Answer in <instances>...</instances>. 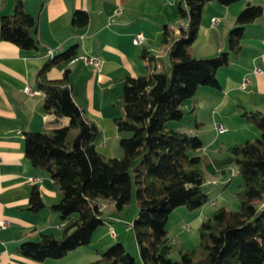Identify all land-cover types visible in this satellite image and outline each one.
Returning <instances> with one entry per match:
<instances>
[{
    "label": "trees",
    "instance_id": "trees-1",
    "mask_svg": "<svg viewBox=\"0 0 264 264\" xmlns=\"http://www.w3.org/2000/svg\"><path fill=\"white\" fill-rule=\"evenodd\" d=\"M242 0H181L177 12L187 21L179 32L164 28L161 45L167 58L144 51L147 72L127 78L116 101L120 116L114 119L121 138L120 158H105L96 150L101 138L98 127L74 103L68 73L48 80L47 72L73 57L72 48L49 58L36 74V88L43 94V109L54 121L68 119V125L51 131L24 134V156L36 169L50 174L61 191L60 201L50 210L64 223L59 238L41 234L37 241L24 242L17 252L33 262L59 260L88 245L94 231L104 225L99 200L112 203L117 212L137 203L130 231L139 249L142 264H263L264 263V112L242 111L259 137L227 149L237 167L243 187L236 192V211L216 209L198 227L199 243L170 259L172 242L166 224L170 213L185 207L194 211L209 198L204 192L205 174L218 175L205 155L198 136L170 128L180 121L183 106L200 88H221L218 70L227 67L241 52L246 25L262 15V7L248 3L236 16L227 35V51L212 58H195L190 53L203 8L210 2L229 6ZM88 23L85 12L75 11L71 27ZM34 18L15 0L11 15L0 16V40L21 50L37 49ZM197 125V124H195ZM44 208L40 191L32 185L27 210ZM136 256L115 242L90 264H136Z\"/></svg>",
    "mask_w": 264,
    "mask_h": 264
},
{
    "label": "crops",
    "instance_id": "crops-1",
    "mask_svg": "<svg viewBox=\"0 0 264 264\" xmlns=\"http://www.w3.org/2000/svg\"><path fill=\"white\" fill-rule=\"evenodd\" d=\"M20 1L24 12L35 20L37 49L21 50L0 40V222H6L4 228L0 227V264H90L112 244L100 240L107 232L96 229L88 245L59 260L38 263L17 252L20 244L37 241L41 234L59 238L62 231L59 226L63 223L50 210L61 199L59 187L47 171L33 168L24 156L25 133L48 132L68 125V119L55 122L53 116L44 111L43 94L36 88V74L49 59V50L57 56L72 48V59L52 67L46 78L57 80L64 72L68 73L72 100L100 130L101 138L96 150L107 159L120 158L122 153L117 148L114 150L112 144L124 138L123 132L117 131L114 119L121 114L116 101L123 92L126 79L146 74L144 51L156 58H167V49L161 45L164 28L174 31L176 27L186 26L187 21L180 19L177 12L181 0ZM248 3L261 6L262 15L246 25L237 58L218 70L216 76L221 88H200L183 106V111H189L192 121L184 123L180 120L172 127L198 136L202 148L197 154L205 155L215 170H224L218 175L208 174L204 192L211 197L226 188L237 173L223 148L238 145L237 137H242L237 129L249 128L241 112H264V0H242L229 6L216 2L206 4L196 39L190 47V53L195 58H212L227 51V35L234 26L236 16ZM14 5L15 0H0V16L11 15ZM75 11L85 12L88 23L72 29L71 18ZM213 19L218 22L212 24ZM137 34H142L144 40L135 45L133 39ZM174 34L177 33L174 31ZM81 56H95L102 63L97 68L85 65L77 59ZM256 70L260 72L255 73ZM244 82L246 85L242 88ZM25 88L35 94H27ZM216 124H221L225 131L218 133ZM208 132L211 136L207 138L205 133ZM223 135L225 137L221 138ZM228 141L230 143H226ZM30 179L37 180L35 185L44 204V208L36 214L27 210L30 189L34 185ZM98 203L100 208L106 204L102 210L105 221L100 229L109 230L111 240L124 246L127 235L121 228L115 232L112 222H125L128 226L125 230L129 232L133 221L120 219L117 215L120 212L112 203L102 200ZM210 204L222 203L211 201ZM214 208H210L207 202L191 212L179 210L178 217L173 214L175 209L166 224L172 245L177 244L175 238L169 237V232H174L173 224L180 226V232L190 234L189 226L182 222L187 218L199 227L202 221L211 217ZM96 233L97 237L100 235L96 239L99 247L92 244ZM131 237L135 242L133 235ZM196 243H199V235ZM136 250L139 256L137 244Z\"/></svg>",
    "mask_w": 264,
    "mask_h": 264
},
{
    "label": "rangeland",
    "instance_id": "rangeland-1",
    "mask_svg": "<svg viewBox=\"0 0 264 264\" xmlns=\"http://www.w3.org/2000/svg\"><path fill=\"white\" fill-rule=\"evenodd\" d=\"M181 120H183L184 123H188V121H190V120L192 121V119L190 118L189 111L184 112V116H183V118ZM176 123H177L176 121H170L166 125L168 127L172 128V127H174V124H176ZM248 126H249V128H247L245 130H239V129H237L238 135H241V137H242V138H238L237 137V140L239 139L238 140L239 142H237L238 144L239 143L242 144L244 141H246V138L245 137H247L248 140L257 139L259 137V134L255 130V128L253 127V125L249 124ZM123 134H124V138H127V137L130 136V133H128V132H123ZM210 136H211L210 132H208L207 134L205 133V137L208 138ZM220 137L221 138L222 137L224 138L225 135L220 136ZM248 137H250V138H248ZM229 139H230V137H229ZM226 143H230V141H228ZM112 147L114 148V150L117 148L122 153V151H121V149L119 147V141L113 142ZM227 149L228 148H223V151H224V153L228 157H230V159H231V163H230L231 164V167H233L234 170L236 169V172L237 173H236L235 177H233V180L229 183V185H227L226 188H223L222 191L220 190L218 192L217 196H214V197L208 196V198H209V200H208V206L210 208H214L215 207L213 210H216L221 205V206H223L224 208H226L228 210L236 211L238 209V201L235 198V194H236V192H238V191H240L242 189L243 183H242V179H241L240 175L238 174V170H237L236 165L234 163H232L231 156L226 152ZM122 155H123V153H122ZM122 155H121V157H122ZM208 174L209 173H206V175H205V181L208 178ZM219 197H220V200L218 201V198ZM102 201H104V200H102ZM211 201H215V203H222V204H217V205L214 204V206H211V204H210ZM105 207H106V204L105 205H102L101 208H100L101 211ZM136 207H137V203H133L130 206L125 207L123 209V211L120 212L117 215L120 217V219H122L121 217H123L124 219L128 218V220L132 222L134 220V217L136 216L135 215V209H136ZM179 208H181V209L176 208V212L173 213L174 216H176V217H178V215H179V210H182V211H185V212H191V211H188L185 207H179ZM170 220H172L171 222L174 221V219H170ZM112 223H113L112 226H113V229H115L114 230L115 232L116 231H119V229L121 228L123 230V233L125 235H127L126 238L124 239V248H125V250L128 253H130V254L138 257L136 259V264H141V261L139 259L138 253L136 252L137 251L136 250V243L133 241V239L131 237L132 236L131 235V232L130 231L127 232V230H125V227H128V226L125 224V222H122L123 225L121 223H117V222H112ZM182 223H186L189 226V228L191 230V233L188 234L189 232H184V231H181L180 232L178 230V228L180 226H178V224H176V225L173 224L174 225V228H173L174 229V232H173V234L172 233L170 234V232H169V237L175 238L176 239V242H177L176 245H173L172 246L171 253H170V259L173 260V261H177L178 260V258H179V252L181 250H185V249L191 250L195 246L198 245V243H196V240L198 241V227H195L192 223H190V220H187V218ZM97 230L101 231L102 233L107 232V235L104 237V239H102V238L100 239L103 243L104 242L107 243V244L108 243H112V244L114 243L111 240V238H110V234L111 233H110L109 230L106 231V229H104V228L102 230V229H100V227H98ZM179 234H181V235H179ZM98 237H97V233H96L95 236H94V239H93L92 244H94L95 246L97 245L99 247L100 245H98V243L96 241V239ZM112 244H110V245H112Z\"/></svg>",
    "mask_w": 264,
    "mask_h": 264
},
{
    "label": "built area",
    "instance_id": "built-area-1",
    "mask_svg": "<svg viewBox=\"0 0 264 264\" xmlns=\"http://www.w3.org/2000/svg\"><path fill=\"white\" fill-rule=\"evenodd\" d=\"M217 22H218L217 19H213V20H212V24H216ZM186 26H187V25H186ZM186 26H179V27L186 28ZM179 27H176V28L174 29V31H175L176 33L179 32ZM143 40H144L143 35H142V34H137V35L135 36V38L133 39V43H134L135 45H137V44H141V43L143 42ZM47 56H48L49 58H52V57H53V51L49 50V51L47 52ZM77 59H79L80 61H82L85 65H89V66H92V67H95V68L99 67V66L101 65V63H102V60H101L100 58H98V57H95V56H81V57H79V58H77ZM259 72H260V71H258V70L255 71V73H259ZM245 85H246V82H244V83L242 84V88H244ZM24 91H25L27 94H29V95H33V94H35L34 91H31V90H29L28 88H25ZM215 129H216V131H217L218 133H223V132L225 131L224 127H223L221 124H216V125H215ZM30 181H32L34 185H35V183H37V180H35V179H30ZM5 226H6V222H5V221L0 222V227L4 228ZM63 226H64V223H62L59 227H60V228H63Z\"/></svg>",
    "mask_w": 264,
    "mask_h": 264
}]
</instances>
